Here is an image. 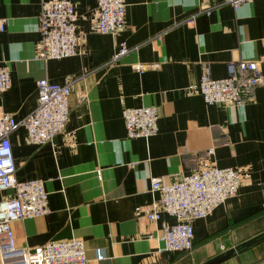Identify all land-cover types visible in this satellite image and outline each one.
<instances>
[{
	"label": "crops",
	"instance_id": "0c3cea01",
	"mask_svg": "<svg viewBox=\"0 0 264 264\" xmlns=\"http://www.w3.org/2000/svg\"><path fill=\"white\" fill-rule=\"evenodd\" d=\"M42 1L0 0V66L9 78L0 114L27 116L40 79L71 83L65 127L49 143L29 144L22 126L9 134L14 179L40 180L48 208L10 224L14 246L76 238L86 264H204L263 232L264 0L235 9L223 0H124L125 25L113 36L94 30L96 0H67L81 39L77 53L60 60L40 57ZM120 44L128 51L112 60ZM236 60L257 63L252 101L206 105L187 90L205 72L224 78ZM136 64L152 67L138 73ZM142 106H155L156 133L127 139L121 112ZM211 164L239 170L240 187L192 222L189 252H166L159 225L174 220L146 218L159 199L150 178L168 184ZM219 264H264V242Z\"/></svg>",
	"mask_w": 264,
	"mask_h": 264
},
{
	"label": "built area",
	"instance_id": "2783aa9c",
	"mask_svg": "<svg viewBox=\"0 0 264 264\" xmlns=\"http://www.w3.org/2000/svg\"><path fill=\"white\" fill-rule=\"evenodd\" d=\"M251 0H223L233 9ZM124 0H96L94 30L100 34L115 35L125 25ZM72 4L67 0L42 1L37 17L40 35V57L60 60L77 53L80 35L75 26ZM4 20L0 19V32ZM120 44L112 56L116 60L127 53ZM150 65L136 64L141 73ZM261 82L257 63L245 60L228 62L226 76L212 79L205 72L187 90L197 94L206 105L239 107L254 98ZM9 87L8 71L0 66V93ZM71 83L54 84L46 79L36 82V106L20 122L7 114H0V192H8L0 200V264H86L84 244L80 239L53 241L33 248H16L10 224L14 221L42 217L48 212L46 192L40 180L18 182L14 179L15 166L9 143V134L22 126L29 144L40 146L49 143L63 131L69 112L68 98ZM84 94L80 99H84ZM127 139L149 138L156 133L155 106L126 108L121 112ZM242 180L241 172L234 168H217L213 164L199 168L179 180L163 184L150 178L149 191L158 193L157 209L146 214L155 222L159 213L173 219L172 224L160 223V240L164 250L187 253L192 248V222L208 216L226 199L235 196ZM101 260V256H97Z\"/></svg>",
	"mask_w": 264,
	"mask_h": 264
},
{
	"label": "water",
	"instance_id": "95a60500",
	"mask_svg": "<svg viewBox=\"0 0 264 264\" xmlns=\"http://www.w3.org/2000/svg\"><path fill=\"white\" fill-rule=\"evenodd\" d=\"M264 240V235H259L257 236L256 238H252L246 242H243L240 244V248L242 249H248V248H251L253 247L254 245L262 242ZM237 248H234V249H230V250H227L224 254H222L219 258H216L214 260H211L209 262H206L204 264H219L227 259H229L233 254L234 252L236 251Z\"/></svg>",
	"mask_w": 264,
	"mask_h": 264
},
{
	"label": "trees",
	"instance_id": "16d2710c",
	"mask_svg": "<svg viewBox=\"0 0 264 264\" xmlns=\"http://www.w3.org/2000/svg\"><path fill=\"white\" fill-rule=\"evenodd\" d=\"M259 235H264V231L261 232L260 234L256 235V236L252 237V238H256V237L259 236ZM252 238H251V239H252ZM262 242H264V240H263ZM262 242H260V243H262ZM258 244H259V243H258ZM258 244H256V245H258ZM256 245H254V246H256ZM236 248H237V249H236V251L234 252L233 255H235V254H237V253H241V252H243V251H246V250L250 249V248H248V249H245V250H244V249L240 248V244L237 245ZM251 248H252V247H251ZM177 254H181V253H177ZM233 255H232V256H233Z\"/></svg>",
	"mask_w": 264,
	"mask_h": 264
}]
</instances>
